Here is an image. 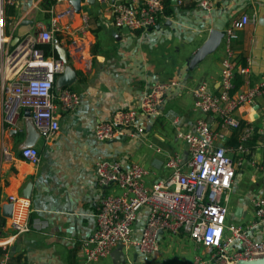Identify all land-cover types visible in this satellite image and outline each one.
I'll list each match as a JSON object with an SVG mask.
<instances>
[{
  "label": "crops",
  "instance_id": "obj_1",
  "mask_svg": "<svg viewBox=\"0 0 264 264\" xmlns=\"http://www.w3.org/2000/svg\"><path fill=\"white\" fill-rule=\"evenodd\" d=\"M51 1L20 0L16 7H5L7 49L23 35L38 33L39 24L49 26L54 14L74 9L72 0ZM87 1L82 0L81 6L90 13L89 28L80 30L81 18L75 11L70 28L58 34L59 41L54 44L55 48L57 44L65 48L69 56L55 90L61 89L58 80L63 79L81 97L75 111L59 112L58 135L51 141L44 140L26 111L20 113L17 126L8 129L0 105V215L4 219L0 237L12 232L19 215L31 225L11 248L18 263L80 264L79 250L96 229L95 215L103 195L116 193L115 189L99 186L97 162L117 160L123 167L139 164L134 160L135 149L147 146L154 153L147 154L140 165L148 172L146 180L151 187L170 175L165 167L169 156L181 154L187 159L185 145L181 151L173 148L174 143L181 142L178 132L193 129L199 119H210L193 111L195 90L201 84L214 94L220 89L224 41L193 70L188 68L189 59L212 30L225 33L243 15H257L256 23L237 31L233 43L238 65L247 70L245 74L238 72L235 85L242 84L236 91L258 86L264 73V0H212L209 12L199 8L195 0H178L176 4L171 0L173 15L162 18L159 29L146 33L113 25L112 6L121 0H97L93 6ZM162 82L175 85L167 92L160 116L140 121L146 128L143 139H95L94 129L99 123L139 107L153 85ZM263 107L264 97L257 98L252 105L240 108L237 116L259 129ZM232 134H228L229 140ZM30 146L39 151L38 165L22 157L23 149ZM250 146L230 196L234 204L229 203V220L238 224L255 220L253 200L264 192V135ZM11 196L20 201L10 205ZM253 238L264 240V225L258 227ZM165 242L171 244H162ZM163 249L147 257L138 248L128 252L118 248L95 264H159V260L168 258L167 248ZM151 257L153 263H149ZM190 261L192 257H187L185 264Z\"/></svg>",
  "mask_w": 264,
  "mask_h": 264
},
{
  "label": "built area",
  "instance_id": "obj_2",
  "mask_svg": "<svg viewBox=\"0 0 264 264\" xmlns=\"http://www.w3.org/2000/svg\"><path fill=\"white\" fill-rule=\"evenodd\" d=\"M60 1V0H56ZM104 2L105 0H99ZM198 7L211 11L212 0H195ZM20 0H0V105L3 123L15 128L22 111H30L34 127L46 141L53 140L60 131L59 112L75 111L81 97L70 87L55 92L56 81L65 73L62 60L46 56L42 44H55V35L70 28L73 8L56 13L50 28L39 24L38 33L23 35L7 49L6 6H18ZM88 4V3H87ZM82 5V4H81ZM82 7V6H81ZM80 30L90 25V13L83 7L78 13ZM165 17V0H121L112 6V23L118 29L146 33L154 30ZM257 22V15H243L224 33L225 57L218 94L201 84L194 93L193 111L209 116L199 119L193 129L180 131L177 138L186 146L187 159L181 154L167 158L165 167L170 175L147 185L148 172L137 163L123 167L117 160H102L95 165L97 182L104 194L95 215L96 229L79 250L80 264H95L108 258L114 250L128 252L138 248L149 257L161 250L167 238H184L201 249L194 264H237L264 258V240H254L258 227L264 225V192L253 200L255 220L238 224L229 220L230 196L238 169L250 154L248 142L258 132L264 135V107L262 125L245 123L236 146L228 144L229 133L242 127L237 111L264 97V73L258 86L235 91L238 72L245 74L234 53L237 31ZM175 83L153 85L140 101L139 107L124 110L112 120L99 123L94 137L100 142L117 138L143 139L146 133L142 120L160 116L168 90ZM24 160L38 165L40 154L36 147L24 148ZM20 200L11 196L14 205ZM144 221L145 225L136 229ZM12 232L0 237V264H25L14 259L11 248L17 238L31 229L29 222L19 215L11 226Z\"/></svg>",
  "mask_w": 264,
  "mask_h": 264
},
{
  "label": "water",
  "instance_id": "obj_3",
  "mask_svg": "<svg viewBox=\"0 0 264 264\" xmlns=\"http://www.w3.org/2000/svg\"><path fill=\"white\" fill-rule=\"evenodd\" d=\"M97 0H88L87 3L90 6H93L96 3ZM178 0H172L173 4H176ZM82 0H72V5L74 6V9L76 13H80L82 7H81ZM48 29L50 26H47ZM160 26H157V29H159ZM224 38V33L219 32L218 30H212L210 33V36L208 40L192 55V57L188 61V68L190 70H193L196 66H198L208 55L212 54L217 50V48L220 47L222 41ZM56 50L59 54V59L63 61L65 66H68L69 62V56L68 51L57 44ZM58 87L64 88L68 87L67 82H65L63 79L58 80ZM27 114L30 116V111H26ZM36 129V128H35ZM35 143V142H34ZM31 147V146H30ZM12 205V204H10ZM145 225L144 221H140L136 225V229H140ZM122 249V247L120 248ZM237 264H264V258L253 260V261H239Z\"/></svg>",
  "mask_w": 264,
  "mask_h": 264
},
{
  "label": "rangeland",
  "instance_id": "obj_4",
  "mask_svg": "<svg viewBox=\"0 0 264 264\" xmlns=\"http://www.w3.org/2000/svg\"><path fill=\"white\" fill-rule=\"evenodd\" d=\"M56 39H58V34L55 35V41ZM183 147H184V143L182 141L179 143L173 144L174 150H177V151H181ZM153 153H154L153 150H151L147 146H141V147L138 146V148L135 149L134 160L138 162L139 164H142L144 157L147 156V154L151 155ZM233 204H234V201L231 200L230 206H232ZM165 241H171L170 242L171 244L167 242H165L164 244H161V249H162V246L164 249L167 248L166 252L168 254V258H164L165 262H161V260H159V264H176L178 261H179L178 264H185L187 262V257L189 258L192 257V261L190 262L191 264H194L195 256L202 255L203 251L201 249H197L193 242L186 240L184 238H179V239L175 238V240L174 238L172 239L167 238ZM154 257L150 258L149 263H153ZM124 264H129V262H125Z\"/></svg>",
  "mask_w": 264,
  "mask_h": 264
},
{
  "label": "trees",
  "instance_id": "obj_5",
  "mask_svg": "<svg viewBox=\"0 0 264 264\" xmlns=\"http://www.w3.org/2000/svg\"><path fill=\"white\" fill-rule=\"evenodd\" d=\"M51 3L52 4H55L56 3V0H52ZM171 15H173V7L171 6V0H165V16L169 17ZM56 41H59V38L56 39ZM39 48H41L45 52V55L46 56H52V57H55V58L59 59V54H58V51L55 48V45H52V44H42V45L39 46ZM241 84H242V82H239V83H237L235 85V91H236V89L239 88V86ZM55 92H57V89L55 90ZM244 126H245V122L242 121V127L239 130L233 132V134H232V136H231L228 144L234 145V146H236L238 144V142H237L238 141V137H239V134L241 133V130H242V128ZM254 137H253L254 138V141L253 142L251 141L252 139L250 140L252 143L250 141L248 142V144H247L248 145V148H249L250 145L252 147H254L256 145V141H258L259 139H261V135L258 132L256 133V135ZM249 149H251V148H249ZM3 224H4V219L0 215V227ZM1 253H2V251L0 250V255H1Z\"/></svg>",
  "mask_w": 264,
  "mask_h": 264
}]
</instances>
